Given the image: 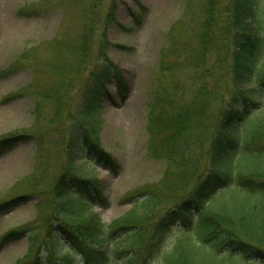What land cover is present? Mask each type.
Masks as SVG:
<instances>
[{
    "label": "trees",
    "instance_id": "16d2710c",
    "mask_svg": "<svg viewBox=\"0 0 264 264\" xmlns=\"http://www.w3.org/2000/svg\"><path fill=\"white\" fill-rule=\"evenodd\" d=\"M258 2L208 0L194 56L199 66L193 96H170V82L158 83L149 103V152L167 161L162 176L167 189L142 190L109 223L92 210L94 201H107L102 181L84 174L80 159L118 165L99 138L101 97L113 98L110 88L116 86L125 99L130 81L105 52L113 44L106 26L121 23L115 5L103 11L102 1L94 0L84 10L77 51L88 58L94 33L101 31L96 45L103 60L89 70L86 103L64 130L68 164L51 187L50 215L0 235L1 247L28 234V249L15 264H149L178 223L183 228L154 264H264V16ZM145 10L131 9L137 24ZM221 46L224 72L207 60ZM13 64L10 71L23 65ZM173 67L165 64L162 70ZM24 135L0 137V153ZM216 195L220 201L211 204ZM21 196L26 194L1 201L0 211ZM195 209L201 210L193 220Z\"/></svg>",
    "mask_w": 264,
    "mask_h": 264
},
{
    "label": "rangeland",
    "instance_id": "374dc122",
    "mask_svg": "<svg viewBox=\"0 0 264 264\" xmlns=\"http://www.w3.org/2000/svg\"><path fill=\"white\" fill-rule=\"evenodd\" d=\"M93 1L0 0V137L27 134L0 153V201L26 194L0 211V235L13 227L40 224L50 215L51 187L68 164L64 130L71 114L86 103L89 70L103 60L96 45L101 31L94 33L88 58L77 51L85 27L84 10ZM101 1L103 11L113 2L116 17L124 24L106 26L107 39L113 44L105 52L130 81L127 98L119 97L116 86L110 88L113 98L101 97L99 138L118 165L96 159L81 165L84 174L102 181L107 201H94L92 210L109 223L124 214L142 190L167 189L162 181L167 161L149 152V103L158 83L170 82V96H185V100L193 96L199 66L194 56L208 0ZM141 5L146 10L137 24L131 9ZM258 6L264 16V0ZM225 54L226 47H217L207 60L224 72ZM16 62L23 65L10 71ZM169 63H174L173 69L162 70ZM212 199L211 204L220 201L217 195ZM200 210H194L193 220ZM181 228V223L172 227L162 251L172 245ZM28 243L26 233L3 244L0 264H15ZM73 256L81 259L76 253Z\"/></svg>",
    "mask_w": 264,
    "mask_h": 264
}]
</instances>
